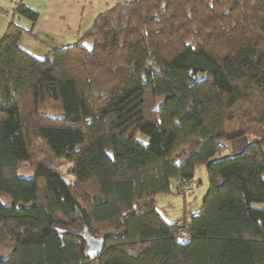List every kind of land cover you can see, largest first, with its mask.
<instances>
[{
    "label": "trees",
    "instance_id": "obj_1",
    "mask_svg": "<svg viewBox=\"0 0 264 264\" xmlns=\"http://www.w3.org/2000/svg\"><path fill=\"white\" fill-rule=\"evenodd\" d=\"M32 27L0 38V264H264V0L126 1L42 58ZM200 165L168 221L156 195Z\"/></svg>",
    "mask_w": 264,
    "mask_h": 264
},
{
    "label": "crops",
    "instance_id": "obj_2",
    "mask_svg": "<svg viewBox=\"0 0 264 264\" xmlns=\"http://www.w3.org/2000/svg\"><path fill=\"white\" fill-rule=\"evenodd\" d=\"M19 0H0V38L4 34L11 18L8 8L13 10ZM130 0H24L38 12V19L31 24L24 17H13L24 28L33 25V35L24 33L19 40L36 49L43 45L44 55L51 49L69 45L78 40L92 25L94 18L110 7ZM15 16V15H14ZM75 41V42H76ZM26 48V47H24ZM32 54V53H31Z\"/></svg>",
    "mask_w": 264,
    "mask_h": 264
},
{
    "label": "rangeland",
    "instance_id": "obj_3",
    "mask_svg": "<svg viewBox=\"0 0 264 264\" xmlns=\"http://www.w3.org/2000/svg\"><path fill=\"white\" fill-rule=\"evenodd\" d=\"M11 8H8L9 17H15L17 18L18 15L15 14L13 16V10L10 13ZM14 20V18H13ZM15 21V20H14ZM70 42L69 45L75 43ZM21 44L26 47H21L28 52L32 53L33 55L42 58L44 56L43 52V45L40 43L36 46V49L33 47H30L26 45L25 43L21 42ZM231 153L226 150L222 153V155H230ZM56 167L58 168V172L60 175L67 181L71 180V175L68 173L69 167L72 165L68 160L65 158H59L55 162ZM19 175L23 176H31L32 172L28 169H21L19 172ZM183 187H187L189 191L185 192V189ZM207 189V175H206V169L204 165H200L195 169L194 173V179L192 182L187 184H181L179 187V192L176 189V183L172 182L171 186V193L169 194H157L156 195V207L157 209L164 215V217L168 221H174L179 218H181L185 213L188 212H195L199 209L202 198L204 196V193Z\"/></svg>",
    "mask_w": 264,
    "mask_h": 264
},
{
    "label": "water",
    "instance_id": "obj_4",
    "mask_svg": "<svg viewBox=\"0 0 264 264\" xmlns=\"http://www.w3.org/2000/svg\"><path fill=\"white\" fill-rule=\"evenodd\" d=\"M80 45L84 50L88 51L89 53H92L94 47L93 42L84 40L81 42ZM84 238L86 239L88 245L87 255L89 257H94L98 255L104 247V237L96 238L94 236L88 235L87 233H84Z\"/></svg>",
    "mask_w": 264,
    "mask_h": 264
},
{
    "label": "built area",
    "instance_id": "obj_5",
    "mask_svg": "<svg viewBox=\"0 0 264 264\" xmlns=\"http://www.w3.org/2000/svg\"><path fill=\"white\" fill-rule=\"evenodd\" d=\"M185 184H187V183H185ZM183 189H185V192L189 191V189L187 187H183ZM180 237H182L184 239H188V234L185 231H181L180 232Z\"/></svg>",
    "mask_w": 264,
    "mask_h": 264
}]
</instances>
